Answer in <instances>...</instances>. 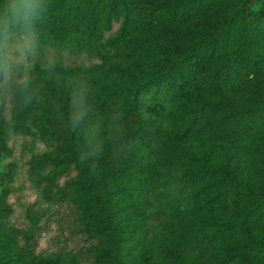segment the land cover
I'll use <instances>...</instances> for the list:
<instances>
[{"label": "trees", "instance_id": "16d2710c", "mask_svg": "<svg viewBox=\"0 0 264 264\" xmlns=\"http://www.w3.org/2000/svg\"><path fill=\"white\" fill-rule=\"evenodd\" d=\"M138 1L36 0L38 19L13 22L9 14L12 0H0V78L5 71H12L14 64L8 36L24 38L30 31L35 32L32 44L42 53L28 55L26 50L27 67L44 64L65 68L71 63L69 57L75 54L84 55L96 66L114 67L121 77L120 109L126 113L152 105L166 114L168 110L164 108L182 100L190 88L219 95L237 92L264 73V8L245 10L246 0H241L240 7L234 6L225 14L223 27L208 37L191 40L182 54L163 64L159 72L138 76L134 63H117L118 51L114 49L134 25ZM207 2L176 0L165 7L158 3L142 11L140 17L148 26L163 20L186 19L201 15ZM213 114H217L214 121L200 122L201 116ZM188 123L200 131H209L235 150L264 142V98L237 105L227 96L206 98L192 110ZM65 138L70 152L33 157L29 165L33 169L66 168L74 176L82 174L75 180L78 198L72 205L70 230L75 228L80 235L91 264H160L166 250L161 236L164 224L178 228L172 246L176 264H264V236H257L264 227V176L253 179L247 172L238 174L233 166L223 168L214 162L187 169H161L156 167L153 152L138 144L128 160L124 159L121 142L116 143L109 156L103 154L97 165L90 166L72 154L75 140L71 128ZM181 159L188 161L190 156ZM215 209L225 211L228 220L221 223L210 217L189 218L190 213ZM35 227L23 231L20 238L13 237L11 231L0 230V264H11V259L33 251L35 239L31 237L36 233L31 231ZM123 227L129 228L128 237H119ZM234 235L243 236V251L214 260L199 253ZM106 237L108 250L99 251L98 246ZM141 239L153 240L160 250L142 260H126L124 251L139 247ZM250 249L260 252L247 255L245 251ZM28 264L79 261L66 250L60 257H31Z\"/></svg>", "mask_w": 264, "mask_h": 264}, {"label": "rangeland", "instance_id": "374dc122", "mask_svg": "<svg viewBox=\"0 0 264 264\" xmlns=\"http://www.w3.org/2000/svg\"><path fill=\"white\" fill-rule=\"evenodd\" d=\"M174 1L140 0L135 4L134 25L124 34L123 40L114 45L118 51L117 63L122 66L134 63V72L140 77L153 75L163 64L180 56L191 40L208 37L223 27L225 14L242 4L241 0H207L199 16L172 22L163 20L154 26L142 21V11L158 3L165 7ZM260 8H264V0H246L245 10ZM22 40L17 35L8 36V43L14 50L11 55L14 64L12 71H5L0 78V230L11 231L13 237L20 238L23 231L37 227L31 231L36 233L31 237L35 239L33 251H25L22 257L11 259L8 261L11 264H28L30 258L36 256L60 257L66 250L74 254L79 264H91L84 254L85 245L80 235L75 228L70 230L72 205L78 198L75 180L82 174L74 176L66 168L33 169L29 165L33 157L70 152L65 145L68 128L74 131L72 154L77 161L90 166L97 165L103 154L109 156L116 143L121 142L124 159L128 160L131 150L139 145L153 152L156 167L161 169H187L214 162L223 168L233 166L238 174L247 172L253 179L264 176V142L235 150L209 131L195 129L192 123V127L187 126L192 110L206 98L227 96L236 105L264 98V73L237 92L225 91L219 95L190 88L182 100L164 108L168 110L166 114L159 106L152 105L126 113L120 109L121 77L114 67L96 66L84 55L75 54L69 57L71 63L65 68L44 64L30 68L25 65L26 55L22 62H17V45ZM35 51L32 44L27 54ZM37 52L42 53V50ZM25 75L28 77L26 87L21 84ZM73 100L77 101L75 105ZM79 113H83L82 117L75 120L74 115ZM216 118L217 114L203 115L199 120L209 122ZM189 156L188 161L181 159ZM205 217L221 223L228 220L227 213L221 209L189 214L190 219ZM128 229L123 227L119 237H128ZM176 229L173 224L161 227L166 250L160 264H176L172 247ZM257 236H264V227ZM242 238V235H234L220 239L199 253L214 260L220 255L243 251ZM107 242L106 237L99 244V251L108 250ZM138 246L124 251V258L142 260L160 250L158 244L149 239H141ZM245 252L254 255L260 251Z\"/></svg>", "mask_w": 264, "mask_h": 264}, {"label": "clouds", "instance_id": "9594fccd", "mask_svg": "<svg viewBox=\"0 0 264 264\" xmlns=\"http://www.w3.org/2000/svg\"><path fill=\"white\" fill-rule=\"evenodd\" d=\"M38 8L39 5L36 0H12L11 6L9 8V14L12 17L13 22L32 20L34 17L38 19ZM34 36V31L26 33L23 40L17 45L19 51V60L17 61L18 63L23 61V58L26 55V50L32 46V40ZM5 79H8L7 75ZM21 84L25 87L27 86L28 77L26 75L21 80ZM72 103L75 105L77 101L73 100ZM82 115L83 113H79L78 115H74L73 118L75 120H79Z\"/></svg>", "mask_w": 264, "mask_h": 264}]
</instances>
